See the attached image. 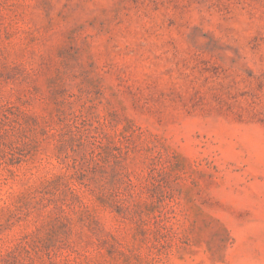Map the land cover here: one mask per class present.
<instances>
[{
	"label": "rangeland",
	"instance_id": "1",
	"mask_svg": "<svg viewBox=\"0 0 264 264\" xmlns=\"http://www.w3.org/2000/svg\"><path fill=\"white\" fill-rule=\"evenodd\" d=\"M0 264H264V0H0Z\"/></svg>",
	"mask_w": 264,
	"mask_h": 264
}]
</instances>
